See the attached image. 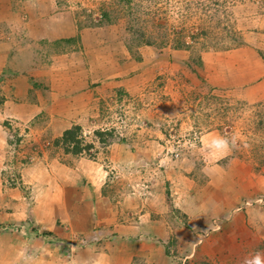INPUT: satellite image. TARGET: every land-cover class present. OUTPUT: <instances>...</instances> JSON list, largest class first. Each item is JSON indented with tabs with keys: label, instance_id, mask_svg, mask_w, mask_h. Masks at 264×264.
Returning <instances> with one entry per match:
<instances>
[{
	"label": "rangeland",
	"instance_id": "obj_1",
	"mask_svg": "<svg viewBox=\"0 0 264 264\" xmlns=\"http://www.w3.org/2000/svg\"><path fill=\"white\" fill-rule=\"evenodd\" d=\"M56 1L60 9L71 8L76 23L85 27L97 22L102 3L107 2V0ZM140 2L148 3L147 9L150 11L157 8L164 12L167 24L175 28L183 26L189 32L200 28L207 30L206 36L200 39V42L206 44L208 50H201L200 44H195L190 52L186 50L171 52L169 46L158 49L142 45L143 60L141 65L139 64L141 68L139 67L138 72L132 70V74L126 77V91L117 88L107 94L98 91L100 98L94 101L96 104L93 112L89 110L87 114L83 112L86 119L79 120L82 133L93 143V147L88 150L93 159L64 154L51 143L52 138L64 129L62 125L69 124L67 126L69 127L73 124L69 103L52 94L48 96V100H43L45 106L47 105L46 114H50L48 118L41 113L42 116L35 118V124H30L27 123V118L31 114L27 112L24 119L11 120L6 114L10 113L13 105L6 106L4 111L1 110L4 97L0 88V198L4 199L7 196L18 203L11 208L7 202L2 203V199L0 200V220L5 217L11 218L0 221V232L2 230L3 233L11 232L24 236L25 230H29L28 228L31 230V224L27 223L25 218L34 200L39 205V215H42L43 210L48 211L46 218H42L45 225L49 220H53L54 209L59 213L62 204L73 201L80 207L77 206L76 214L81 220L82 204H90L91 194L108 197L114 205L115 213L119 210V217L122 210L126 212V217H135L143 213L147 206L159 208L163 204L166 206L168 204L170 209L165 211V215L162 211L158 213L167 221L168 236L161 238L171 240L193 238V241L196 238L197 242H201L211 231L210 225L203 224L198 230H188L189 227L181 221L184 219L182 213L176 208L177 204L183 201V191L191 192L193 186L202 188L201 194L205 192L206 199L208 194H211L208 192L214 188L213 183L208 182L206 176L208 170L212 175V181L219 179L230 183L234 190L236 186L249 184V179L253 180L259 176L261 180L256 184L263 187L264 88L226 90L207 86L200 77L199 67L193 61L188 62V57L191 55L196 59L206 52L216 53L213 56L222 58L227 52L235 49L232 48L234 38L241 37L243 45L236 49L242 48L241 55L252 59L256 68L262 66L264 0H140ZM194 2L202 4L200 6ZM108 30L112 33L118 32L121 39L127 38L121 21L111 24L107 32ZM15 39L14 45L28 44L25 40H19L17 35ZM52 43L53 50L49 46L43 48L40 64L47 63L52 53L62 52L66 46L68 51L71 48L70 44L61 40ZM129 44L131 49L137 52L134 44ZM28 45L31 46L30 43ZM74 46L76 47L75 43ZM237 53L239 51L230 54ZM182 61L186 67L184 63L182 68L177 66L178 62ZM18 68L19 66L14 64V69ZM111 73H118V70ZM120 78L117 76L115 79ZM257 80L256 78L255 82ZM17 85L21 86V83ZM39 89H46L42 91V95L46 97L49 90L47 85L41 83ZM242 95L245 98L241 97ZM65 121L67 122L64 123ZM39 127L44 129L40 130ZM95 129L113 130L112 138L106 145L92 140V131ZM204 134H214L215 137L209 139L212 143L218 138L225 139L229 152L214 158L213 154H209L212 146L207 141L202 142L201 137ZM216 152L222 153L220 149ZM216 164L222 168L230 165L229 175L224 176L227 170L212 174L210 166ZM68 184L70 185L67 187ZM257 192L251 194V201L259 197V202L254 201L253 204H264V192ZM201 194L188 198L191 200V209L196 210L198 202L204 201ZM198 198L202 201H198ZM211 209H216L215 203ZM63 213L64 210L61 211L64 218ZM209 219L212 225L216 224L213 211ZM119 221L124 222L122 219ZM178 227L182 228V232L176 231ZM35 228L38 232L32 230L31 234L38 233L40 238H49L42 241L44 245L50 244L48 247L51 246L53 250L40 261L35 262L32 256L21 264H57L61 259L57 253L54 256L55 246L58 245L53 243L58 239L43 233L45 228L38 226ZM41 233L45 234V237ZM141 234L147 236L148 233ZM48 241L50 243H46ZM187 243L189 242L186 241V247L184 243L176 244L177 251L171 247L167 250L164 243L169 262L206 263L204 258L187 256L185 250ZM86 244L77 239L75 244L77 248L74 250L84 248ZM16 247L20 246L17 244ZM70 248L62 250L61 256L70 252ZM193 258H197L198 261L196 259L193 261ZM56 260L57 263L54 262ZM132 264L150 263L145 262L143 258H137Z\"/></svg>",
	"mask_w": 264,
	"mask_h": 264
},
{
	"label": "crops",
	"instance_id": "obj_2",
	"mask_svg": "<svg viewBox=\"0 0 264 264\" xmlns=\"http://www.w3.org/2000/svg\"><path fill=\"white\" fill-rule=\"evenodd\" d=\"M110 26L79 27L74 11L71 8L69 10V7L60 9L56 0H0V88L4 97L1 110L4 111L6 106L13 105L10 113L6 114L11 120L24 119L29 112L31 115L27 118V123L39 115L42 116L41 113L48 118L50 114H46L47 105L45 106L43 100H48V96L53 94L56 98L69 103L72 123L80 125L79 120L86 119L87 110L93 112L96 104L94 101L100 98V91L102 94L116 88L126 91V77L132 74V70L134 72L140 70V63L143 60L142 46L136 47L137 52L129 53L118 32L112 33L110 30L107 32ZM15 35L31 46L27 43L14 45ZM4 38L6 40H3ZM63 39H71L68 43L71 47L69 51L66 46L62 52L52 53L47 63L40 64L43 48L49 46L53 50L52 42ZM236 51L240 54H230ZM214 54L216 53L204 52L200 55L199 74L207 86L226 90L264 88V64L256 68L252 59L241 55L242 48L230 50L222 58H217L213 56ZM183 63L184 61L178 62L177 66L184 67ZM14 64L19 68L14 69ZM184 65L187 66L185 63ZM117 70L118 73H111ZM117 76L121 78L115 79ZM256 78L258 80L255 82ZM18 83H21V86L17 85ZM41 83H45L49 89L46 97L42 95V91L46 89H39ZM107 84L109 86H106ZM68 125L62 126L65 129ZM213 135L204 134L201 137L202 142L207 141L212 146L209 154H213L214 158L226 155L229 152L228 148H217L215 143L209 140L215 137ZM219 149L221 154L216 152ZM210 167L213 170L212 174L227 170L224 176L229 175L230 165L225 168L217 164ZM206 176L208 182L214 185L212 191L208 192L211 194L205 199V192L201 194L202 188L193 186L191 192L183 191V201L176 206L182 213L184 219L181 221L189 227L188 230H198L203 224L210 225L211 231L201 242H197L196 238L194 241L193 238L186 240L161 238L168 236L167 221L158 213L162 211L164 214L170 209L168 204L167 206L163 204L159 208L147 206L143 213L135 217H126V212L122 210L119 217V210L115 213L114 205L108 197L90 194V204L81 205L83 215L81 220L76 214L78 204L73 201L60 206L61 211L64 210V218L60 208L59 213L54 209L53 220H49L45 225L42 218H46L48 211L43 210L42 215H39V205L34 200L25 218L27 223L31 224V230L27 227L29 230H25L24 236L11 232L3 233L1 230L0 264H21L32 256L36 262L45 258L44 255L50 254L53 248L48 247L50 244L45 246L42 241L49 238H40V234L36 232L35 235L31 234L32 230L37 231L35 228L37 226L45 228L42 232L51 238L58 239L53 243L58 245L55 246L54 256L58 254L61 259L58 263L57 260L54 261L57 264H132L137 258H143L150 264H173L172 261L169 262L164 243L166 249L169 247L176 249V244L184 243L186 247V241L189 242L185 248L187 256L204 258L206 260L204 264H254L257 256L264 264V204H253L254 201L259 202V197L251 201V194L257 191L264 192V185L262 187L256 184L261 180L260 176L253 180L249 179L250 185L246 183L241 187L236 186V190L225 181L219 179L212 181L210 170L206 171ZM195 194H201L204 199V201L201 198L197 199L202 202H198L196 210L191 209V200L188 199L193 198ZM1 201L7 202L11 208L18 204L7 196ZM214 203L216 209L212 210ZM211 211L214 212L216 219L215 222L212 220L216 223L213 225L209 221ZM5 220L11 218L5 217L3 221ZM37 222L39 224L36 225ZM181 229L178 227L176 231ZM141 233L148 234L143 236ZM86 235L93 238H85ZM78 236L83 238H76ZM77 239L87 244L75 251ZM17 244L20 247L17 248ZM68 248L70 252L61 256L62 250L66 251ZM193 259L198 261L197 258Z\"/></svg>",
	"mask_w": 264,
	"mask_h": 264
},
{
	"label": "trees",
	"instance_id": "obj_3",
	"mask_svg": "<svg viewBox=\"0 0 264 264\" xmlns=\"http://www.w3.org/2000/svg\"><path fill=\"white\" fill-rule=\"evenodd\" d=\"M194 3L200 6L202 4L201 2ZM215 3L217 4L216 1ZM147 5L148 3L143 4L140 0H107V2L102 3L99 19L89 27H101L117 24L121 21L123 30L128 38H123L122 42L129 53L133 51L129 43H133L135 48L142 45L158 49L169 46L171 49L189 52L195 44H200L201 50H208V46L200 42V39L206 36L207 30L200 28L194 32H189L183 26L175 28L167 24L164 12L159 11L157 8L150 11L147 9ZM78 26L85 27L82 25ZM61 41L68 44L71 39H63ZM234 41L235 43L232 45V48L243 45L241 37H235ZM188 60L189 62L193 61L196 66L201 67L200 56L193 59L190 55ZM34 120H31L29 123L33 124ZM112 135V129H95L92 131V140L101 145H106L110 141L109 139L112 138ZM87 138L82 133L81 126L73 123L63 129L59 135L53 137L51 143L64 154L72 157L85 156L87 159H93L92 154L90 155L88 152L93 147V143Z\"/></svg>",
	"mask_w": 264,
	"mask_h": 264
},
{
	"label": "clouds",
	"instance_id": "obj_4",
	"mask_svg": "<svg viewBox=\"0 0 264 264\" xmlns=\"http://www.w3.org/2000/svg\"><path fill=\"white\" fill-rule=\"evenodd\" d=\"M214 143H215L217 148H227L228 142L223 138H218V139L214 140ZM254 264H262V262L260 261L258 256L255 258Z\"/></svg>",
	"mask_w": 264,
	"mask_h": 264
}]
</instances>
